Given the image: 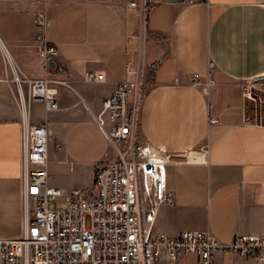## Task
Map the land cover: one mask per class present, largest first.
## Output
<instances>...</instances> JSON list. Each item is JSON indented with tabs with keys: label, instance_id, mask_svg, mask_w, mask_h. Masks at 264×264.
I'll return each instance as SVG.
<instances>
[{
	"label": "crops",
	"instance_id": "crops-1",
	"mask_svg": "<svg viewBox=\"0 0 264 264\" xmlns=\"http://www.w3.org/2000/svg\"><path fill=\"white\" fill-rule=\"evenodd\" d=\"M132 1L0 0V237L19 236L25 223L24 112L4 77L2 43L30 74L39 75L41 68L32 70L39 62L44 73L41 13L66 81L58 88L59 110L30 106L31 121L46 123L61 149L50 144L53 185L69 194L93 191L97 165L117 157L97 115L131 77L127 64L141 65L147 92L138 138L174 154L168 166L174 201L160 206L155 229L210 230L226 242L238 233L264 235V98L253 87L252 97L245 94L247 85L264 82V0H149L145 18L142 0ZM88 70H103L107 79L87 82ZM193 72L211 74L209 94L189 84ZM194 260L184 257L181 264ZM217 264L264 261L227 253Z\"/></svg>",
	"mask_w": 264,
	"mask_h": 264
},
{
	"label": "built area",
	"instance_id": "built-area-1",
	"mask_svg": "<svg viewBox=\"0 0 264 264\" xmlns=\"http://www.w3.org/2000/svg\"><path fill=\"white\" fill-rule=\"evenodd\" d=\"M148 2L142 0L140 14L146 13ZM131 3L138 5L136 0ZM48 23L47 14L41 13L37 37L39 56L46 63L51 58L59 61L60 55L47 38ZM211 66L213 69L214 64ZM126 70L131 77L122 80L104 99L97 115V122L117 149V157L97 165L93 191L75 189L69 194L50 182L51 130L46 123L30 119L34 103H44L47 112L60 109L58 87L52 83L66 81L49 76L33 78L29 99L21 91L25 223L19 236L0 237V264H158L163 258L180 264L184 257H195L186 264H217L218 256L227 253L242 258L253 255L264 261L262 234L238 233L226 242L210 230L171 235L155 229L160 206L174 201L168 185V166L174 154L138 138L147 92L146 72L144 66L131 63ZM84 79L103 82L107 76L103 70H88ZM17 80L21 86V77ZM189 84L207 95L215 80L210 73L193 72ZM247 86L245 94L252 97L253 88L258 86ZM217 121L212 118V122ZM65 197L67 207L51 206Z\"/></svg>",
	"mask_w": 264,
	"mask_h": 264
},
{
	"label": "rangeland",
	"instance_id": "rangeland-1",
	"mask_svg": "<svg viewBox=\"0 0 264 264\" xmlns=\"http://www.w3.org/2000/svg\"><path fill=\"white\" fill-rule=\"evenodd\" d=\"M148 3H150V2H148ZM143 18H145V13L143 15ZM2 48L3 49H1V51L3 54L4 61H5L4 77H5L6 81L8 79L11 80V82H8V81L7 82L11 85V88H12L14 94H16V96L19 99H20L21 91L24 93L25 97L27 99H29L30 91H31V79H33V78H41V77L49 76L53 79H55V78L60 79L59 73L51 70L50 67H47V70H45L44 73H43V71L41 72L42 64L40 62L35 67L32 68V70H36V68H41L39 75L35 76L33 74H30V72H28L26 68H23L22 66H20V64H19L20 62L18 60H16L15 56H13L11 51H10V53L12 55V59H9L6 52H5V50H6L5 47L2 46ZM17 76H20L22 79V85L21 86L18 83ZM52 86L58 87L60 89L63 86H65V84L61 83V82H54V83H52ZM260 87L263 88V91H262V89H260ZM254 90H255V92L262 94L263 98H264V82H263L262 86L256 87ZM38 103H40V102H38ZM262 110L263 111L261 112V114L264 115V105L263 104H262ZM56 142H57V136H56V134H52V132H51L50 144H51V146L54 145L57 152L59 153L61 151V149H60V147L56 146ZM51 206L57 207V208L67 207L68 206V197L59 199L56 202H52ZM158 264H171V263L169 262V260L163 258V259L159 260ZM180 264H181V261H180Z\"/></svg>",
	"mask_w": 264,
	"mask_h": 264
},
{
	"label": "water",
	"instance_id": "water-1",
	"mask_svg": "<svg viewBox=\"0 0 264 264\" xmlns=\"http://www.w3.org/2000/svg\"><path fill=\"white\" fill-rule=\"evenodd\" d=\"M168 1H170V2H183L185 0H168ZM46 64H48L50 67H54L57 71L61 70L60 62L54 58L49 59V61Z\"/></svg>",
	"mask_w": 264,
	"mask_h": 264
},
{
	"label": "bare ground",
	"instance_id": "bare-ground-1",
	"mask_svg": "<svg viewBox=\"0 0 264 264\" xmlns=\"http://www.w3.org/2000/svg\"><path fill=\"white\" fill-rule=\"evenodd\" d=\"M2 46L5 47V44L2 43ZM6 47H7V46H6ZM6 47H5V49H6L5 52H6L7 56H8V58L11 59L10 54H9V50H8V48H6ZM194 158H195V157H194Z\"/></svg>",
	"mask_w": 264,
	"mask_h": 264
},
{
	"label": "trees",
	"instance_id": "trees-1",
	"mask_svg": "<svg viewBox=\"0 0 264 264\" xmlns=\"http://www.w3.org/2000/svg\"><path fill=\"white\" fill-rule=\"evenodd\" d=\"M50 67V66H49ZM51 70L57 72V73H61L63 71V68L61 66V70L60 71H57L54 67H50Z\"/></svg>",
	"mask_w": 264,
	"mask_h": 264
}]
</instances>
